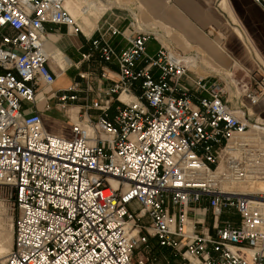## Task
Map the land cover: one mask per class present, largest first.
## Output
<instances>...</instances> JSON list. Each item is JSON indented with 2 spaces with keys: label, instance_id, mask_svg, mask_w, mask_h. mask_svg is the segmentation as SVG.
Instances as JSON below:
<instances>
[{
  "label": "built area",
  "instance_id": "2783aa9c",
  "mask_svg": "<svg viewBox=\"0 0 264 264\" xmlns=\"http://www.w3.org/2000/svg\"><path fill=\"white\" fill-rule=\"evenodd\" d=\"M45 23L82 33L65 0H0V199L15 211L0 264H264V117L242 101L262 88L233 87L230 101L201 74L189 88L187 55L135 17L103 19L77 62L62 55L76 73L52 91L69 130L55 133L23 108L64 68ZM203 201L211 231L195 216ZM224 210L237 219L217 223Z\"/></svg>",
  "mask_w": 264,
  "mask_h": 264
},
{
  "label": "crops",
  "instance_id": "0c3cea01",
  "mask_svg": "<svg viewBox=\"0 0 264 264\" xmlns=\"http://www.w3.org/2000/svg\"><path fill=\"white\" fill-rule=\"evenodd\" d=\"M102 1H77L88 14L96 4L103 7L90 23L87 32L81 27L83 22L75 20L82 33H73L63 25L44 24V49L60 67L64 65L62 55L71 63L79 60V53L86 50L88 45L84 35L91 34L96 22L106 19L121 29L135 17L137 26L153 33L158 40L180 50L191 59L186 75L180 77L184 85L192 88L188 76L201 74L208 81L213 80L219 84L224 82L227 98L232 101L233 87L237 89L235 74L247 80L249 77V84L244 85H250L254 90L260 87L262 89L254 102L243 96L242 101L252 115L264 117V9L261 5L253 0ZM66 6L74 19L79 14V9L73 8L69 3ZM108 42L116 50L126 45L121 35L109 36ZM146 46L152 53L157 43L154 39H149ZM63 67L61 71L55 70L56 75L51 84L35 90L33 102H24L23 108L26 111H40L42 123L48 130L68 134V127L56 128L49 125L53 119L50 110H57L52 91L65 86L76 73L73 66ZM79 69H84V64H80ZM255 81H259L260 85L255 86ZM45 100L48 108H44ZM206 218L209 219V216Z\"/></svg>",
  "mask_w": 264,
  "mask_h": 264
},
{
  "label": "rangeland",
  "instance_id": "374dc122",
  "mask_svg": "<svg viewBox=\"0 0 264 264\" xmlns=\"http://www.w3.org/2000/svg\"><path fill=\"white\" fill-rule=\"evenodd\" d=\"M102 1V0H101ZM103 2V1H102ZM236 75V86L237 89L241 86H245L244 83L249 84V77L244 79L243 76H240L239 74ZM238 77V78H237ZM248 81V82H247ZM224 85V82L222 83ZM236 89V88H235ZM224 91L226 89L224 88ZM226 94L227 91H226ZM229 99V98H228ZM62 112H60L58 109L56 110H50V114L53 116V119L49 122L50 127H56V128H67V120L66 117L61 115ZM204 208V209H202ZM197 211L200 213L197 214ZM15 214V211L12 210L11 206L8 205L7 201H3L0 199V260H2L3 254L7 251L8 247L10 246L11 240H12V218ZM230 210H224L221 215L217 218V223H220L224 221L225 219H232L235 220L237 217L235 215H232ZM205 215V217H204ZM196 217H201L203 219V225L208 227V229L211 231V223H212V214L210 207L206 204L205 201H203L200 204V209L196 210L195 213ZM206 216H209V219L206 218ZM232 217V218H231ZM242 257L246 258L244 252H240ZM157 264H205L203 261L200 262H192L190 260L181 259L180 257H173L168 253H165L164 255L160 254L156 257Z\"/></svg>",
  "mask_w": 264,
  "mask_h": 264
},
{
  "label": "bare ground",
  "instance_id": "6f19581e",
  "mask_svg": "<svg viewBox=\"0 0 264 264\" xmlns=\"http://www.w3.org/2000/svg\"><path fill=\"white\" fill-rule=\"evenodd\" d=\"M77 1H80V0H65V6L67 5V3H69L73 8H75L77 10L79 9V14L77 16H74V20L78 21V22H83L81 27L85 32H87L89 30L90 23L94 20V17L101 12L103 7L100 4H96V5H94L91 12H89V14H88V12H86V10L82 9V7L80 6L81 3L77 2ZM66 8H67V6H66ZM67 10H68V8H67ZM68 12H69V10H68ZM70 15H71V13H70ZM0 251H1V249H0Z\"/></svg>",
  "mask_w": 264,
  "mask_h": 264
}]
</instances>
